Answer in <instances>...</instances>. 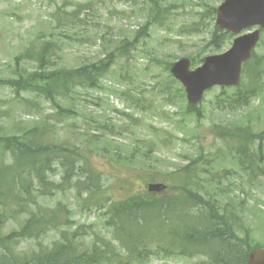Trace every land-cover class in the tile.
<instances>
[{"label":"rangeland","instance_id":"obj_1","mask_svg":"<svg viewBox=\"0 0 264 264\" xmlns=\"http://www.w3.org/2000/svg\"><path fill=\"white\" fill-rule=\"evenodd\" d=\"M157 1L163 17L156 21L151 11L154 0H0V137L35 128L46 141L77 147L89 156L113 200L147 193L150 182L168 185L171 172L200 155L199 165L213 163L210 170L228 184L226 195H220L222 205L226 200L243 201L237 210L245 219L242 225L255 244L264 245V175L249 180L240 174L232 144L211 132L214 125L226 130L234 122L250 124L254 130L263 128L264 91L247 107L230 111L216 108L220 88L214 87L198 104L199 116L186 112L182 87L170 79L166 65L181 57L222 53L234 36L218 49L209 44L215 27L211 10L222 0ZM146 24L143 34L140 31ZM195 27L199 31L191 33ZM261 36L254 56L264 89V31ZM46 41L55 50L48 70L77 67L115 52L112 65L97 88L76 87L52 102L29 91L24 82L37 73L36 61L16 60L27 47L36 50ZM121 44L127 48L120 54ZM0 159L9 162L1 148ZM59 166L49 174L56 181ZM37 200L41 206L61 200L69 209L72 228L79 226L110 238V228L103 226V210L81 206L74 190ZM26 217L27 212L20 210L3 231L18 228ZM237 235L243 236L242 230ZM92 236L86 235V240ZM57 238L58 231L50 230L38 240L23 239L15 252L27 251L37 243L49 245ZM201 260L204 257H152L144 264H197Z\"/></svg>","mask_w":264,"mask_h":264},{"label":"trees","instance_id":"obj_2","mask_svg":"<svg viewBox=\"0 0 264 264\" xmlns=\"http://www.w3.org/2000/svg\"><path fill=\"white\" fill-rule=\"evenodd\" d=\"M159 4L154 0L151 9L156 21L163 17ZM211 13L214 16V7ZM147 27L146 24L140 32L146 34ZM198 31L195 27L191 33ZM231 37L227 31L214 27L209 44L218 49ZM52 46L46 41L36 50L27 47L16 58L36 61L37 73L28 75L24 82L29 91L42 94L52 102L63 99L76 87L97 88L115 54L108 53L77 67L52 66L48 70L49 60L55 54ZM126 48L127 44H121L117 52L121 54ZM191 59L193 65L202 61L201 57ZM256 61L253 53L243 65L241 83L232 91L221 89L214 100L217 109L240 111L262 94L263 80ZM169 67L166 65V70ZM169 77L176 83L170 74ZM186 112L199 116L195 106H186ZM213 127L216 129L211 131L212 135L232 144L237 168L246 171L249 180L264 174V127L254 130L239 122L226 130L219 125ZM65 144L46 141L35 128L0 137V148L8 153L9 160L0 159V264H144L152 257L170 256L204 257L197 264H247L249 251L258 246L242 225L245 219L237 211L243 201L226 200L222 205L224 200L220 195H226L228 184L223 182V176L215 177L210 170L213 163L199 165L200 155L170 173L166 194L153 196L144 192L113 200L107 195L100 174L90 164L89 156ZM55 166L61 169L58 181L49 175ZM221 171L225 173V169ZM78 174L81 177L74 179ZM203 189L211 190L216 197ZM70 190L75 191L81 206L103 210V226L111 230L109 239L79 226L72 228L69 209L61 200L53 206L38 203L39 197ZM20 210L26 211L27 217L18 228L4 232L8 221H15ZM50 230L58 231V238L49 245L37 243L27 251L15 252L23 239L35 241ZM239 230L243 236L237 235ZM89 234L93 236L86 240Z\"/></svg>","mask_w":264,"mask_h":264},{"label":"water","instance_id":"obj_3","mask_svg":"<svg viewBox=\"0 0 264 264\" xmlns=\"http://www.w3.org/2000/svg\"><path fill=\"white\" fill-rule=\"evenodd\" d=\"M216 26L237 34L243 29L264 27V0H224L216 12ZM260 31L255 29L235 38L222 54L207 56L202 66L189 70L190 61L182 58L171 67L173 76L182 83L187 101L196 104L206 89L214 85L231 86L239 82L241 64L254 49ZM161 183L149 184V191H162ZM248 264H264V247L250 253Z\"/></svg>","mask_w":264,"mask_h":264},{"label":"bare ground","instance_id":"obj_4","mask_svg":"<svg viewBox=\"0 0 264 264\" xmlns=\"http://www.w3.org/2000/svg\"><path fill=\"white\" fill-rule=\"evenodd\" d=\"M191 221V220H190ZM188 222V221H187Z\"/></svg>","mask_w":264,"mask_h":264}]
</instances>
